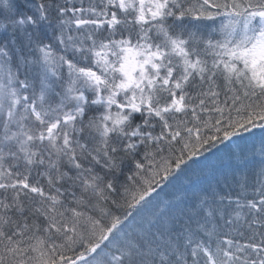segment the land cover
Returning <instances> with one entry per match:
<instances>
[{
	"label": "snow or ice",
	"instance_id": "6c2138e0",
	"mask_svg": "<svg viewBox=\"0 0 264 264\" xmlns=\"http://www.w3.org/2000/svg\"><path fill=\"white\" fill-rule=\"evenodd\" d=\"M0 264H264V0H0Z\"/></svg>",
	"mask_w": 264,
	"mask_h": 264
}]
</instances>
